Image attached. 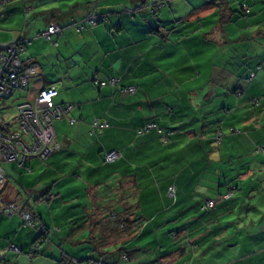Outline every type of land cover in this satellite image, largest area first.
<instances>
[{"label": "crops", "instance_id": "crops-1", "mask_svg": "<svg viewBox=\"0 0 264 264\" xmlns=\"http://www.w3.org/2000/svg\"><path fill=\"white\" fill-rule=\"evenodd\" d=\"M204 5L180 18L174 15L178 9H171L173 19L166 23L182 22L185 27L176 32L169 27V33L178 36L190 30V38L166 51L155 46L158 55L152 57L155 63L143 78L135 83H107L108 88L123 90L120 103L113 104V93L105 92L104 82L97 83L95 76L79 83L63 76L50 81L43 76L41 60L46 57L37 60L21 54L25 66H34L35 73L40 69L43 87L39 92L58 83L68 89L67 100L72 108L64 120L54 124L59 151L45 161L28 160L25 168L13 167L17 176L12 186L5 173L2 198L18 201L39 184L40 194L46 195L45 203H51L54 211L66 205L63 215L72 226L84 218L81 213L86 209H94L91 216L99 217V209L107 210L100 204L110 202L111 196L115 198L121 191L126 201L119 202L124 206L119 218L127 219L126 229L115 230L110 241H118L119 250L124 246L125 257L121 258L131 259L130 264L138 262L133 253L143 251L145 245L150 253H156L151 264H260L264 258L255 257L251 250L264 244V86L247 76L227 80L216 72L214 64L203 73L206 85L190 86L202 75L195 65L198 50L194 45L218 41L221 46V42L225 45L229 41L226 26L220 28L216 23L208 32L211 30L201 21L208 11L202 9ZM0 6L4 7L0 12V41L10 43L20 37L14 33L22 12L12 6V0ZM255 15L250 11L246 19L235 16L234 20L238 25ZM251 26L257 28L255 22ZM248 27L244 24L239 29ZM150 28H154L151 20L144 34L155 32ZM197 32L200 35H195ZM206 37L211 39L205 42ZM4 44L7 43H0ZM221 63L227 61L221 58ZM161 69L170 79H164ZM128 87H134L135 94L125 92ZM94 121L107 127L91 133ZM148 124L155 128L139 134ZM70 147L73 150L69 151ZM111 151L118 152L119 157L107 164L104 155ZM227 194L231 197L224 199ZM31 200L35 204L37 197ZM207 200H213L214 206L202 209ZM24 203L28 205V200ZM5 218L10 217L0 214V222ZM129 220L135 222L128 224ZM20 225L21 221L17 227ZM36 237L35 234L30 242L35 243ZM75 243L79 242H72ZM82 251L61 254L90 258L82 256ZM245 252L252 258H245ZM39 254L55 264L63 258L59 253H44L43 249ZM102 263L111 264L106 260Z\"/></svg>", "mask_w": 264, "mask_h": 264}, {"label": "clouds", "instance_id": "clouds-1", "mask_svg": "<svg viewBox=\"0 0 264 264\" xmlns=\"http://www.w3.org/2000/svg\"><path fill=\"white\" fill-rule=\"evenodd\" d=\"M175 3L176 0H12V6L22 12L14 35L24 39L25 47L18 51L37 60L46 57L41 63L56 65L53 71L65 78H74L76 83L80 80L87 81L89 76H95L97 83L104 82L102 87L105 92L113 93V104L120 103L123 90L108 88L109 79H113L114 83L122 80L135 83L143 78L155 63L152 60L153 56L158 55L155 46L166 51L169 46L174 47L181 40H189L190 30L178 36H172L168 31L169 27L172 32L185 27L182 22H173L170 25L166 23ZM250 4L252 0H247L245 14L254 11L256 15L237 25V28L244 24L249 25L248 38L227 46L221 42L216 53L227 63L217 65L215 59L212 62L216 65V72L227 80L247 76L250 81H259L264 86V4H261L260 0H255L252 7ZM3 11L4 7L0 6V12ZM175 14L183 15L182 12ZM149 20L154 22L156 31L144 34L145 25ZM255 21H259V36L256 35L257 28L251 26ZM204 39L206 42L211 37ZM2 55L0 53V56ZM160 74L165 80L170 79L163 69ZM69 88L71 91V86ZM33 196L37 197L35 204L31 200ZM45 199L37 184L28 196H22L18 200L20 205H24V200H28V205L24 206L23 211L19 208L5 209V206L0 204V210L13 213L11 218L0 222V264H55L54 260H45L39 250L58 254L74 240L83 238L80 235H66L69 227L68 220L63 215V207L66 205L54 211V206L45 203ZM93 210L86 209L81 213L84 220L78 223L84 224L82 231L88 230L92 219L99 218L97 216L89 219ZM261 212H264V207ZM36 213L40 215L37 216ZM21 219L26 222L17 227ZM261 227H264V224ZM38 231H42L43 235L35 243H31L32 237ZM92 236L96 239H91L90 245L98 247L97 230H92ZM33 249L37 251L34 253ZM251 251L255 257L264 258V244ZM243 255L248 259L252 258L247 252ZM154 258L155 253L139 257L145 262ZM260 264H264V259Z\"/></svg>", "mask_w": 264, "mask_h": 264}, {"label": "built area", "instance_id": "built-area-1", "mask_svg": "<svg viewBox=\"0 0 264 264\" xmlns=\"http://www.w3.org/2000/svg\"><path fill=\"white\" fill-rule=\"evenodd\" d=\"M8 0H0V5ZM25 47L24 39L19 37L10 43L0 45V100L10 97L15 90L24 88L30 78L35 74V67H24L18 49ZM109 85L116 83L111 79ZM125 92L133 94L134 87H128ZM58 92L55 88L42 89L31 103H23L16 107L14 116L0 119V192L5 182V172L2 164H15L19 168H25V164L30 159L45 161L50 155L59 151L60 145L55 138L53 122L61 119L71 110L72 105H58L55 98ZM73 123V121H70ZM106 124L94 121L91 125L94 130L106 128ZM155 125L148 124L139 130V134L154 129ZM165 141V140H164ZM119 157L116 151L108 152L104 155V162L109 164ZM30 172V169H27ZM230 196H223L228 199ZM0 204L7 208H19L24 210V205L18 201H5L0 194ZM214 206L213 200H207L202 209H210ZM0 214L12 217L11 211ZM18 215V214H17ZM21 225L26 221L21 219ZM42 235V231L37 232ZM33 251V250H32Z\"/></svg>", "mask_w": 264, "mask_h": 264}, {"label": "rangeland", "instance_id": "rangeland-1", "mask_svg": "<svg viewBox=\"0 0 264 264\" xmlns=\"http://www.w3.org/2000/svg\"><path fill=\"white\" fill-rule=\"evenodd\" d=\"M214 1L215 0H176L175 5H173L171 9L173 11L175 9H178L177 12H182L183 15L174 14L175 16L180 18V17H183L185 14H188L192 8H200L203 4L210 3L209 7L207 8L208 11L206 12L205 15H203L201 17V21L205 24L206 29L211 30L208 32H212V29L214 28V26L216 25V23L218 21V17L215 14L216 7L213 5ZM243 1H245V0H240V2H243ZM252 1H255V0H252ZM238 3L239 2H237V0H230L231 7L234 10H238L239 12H241L242 10L238 6ZM260 3L264 4V0H260ZM249 6L252 7V4H250ZM185 7L187 8L186 11H185ZM211 11H213V12L211 13ZM174 15L171 14L170 18ZM238 16H239V13H238ZM246 17L242 16L240 18V16H239L240 19H246ZM172 19H173V17H172ZM255 23L258 25L259 21H255ZM203 29H204V27H203ZM224 29H225V35L227 36L228 40L230 41V42L228 41V43H226L225 46H227L229 44H236L237 38L246 39L248 37V31H247L248 29H244V30L240 31V29L237 28V25L235 22L226 25V27ZM204 31H206V30H204ZM195 35H200V33L197 32ZM217 35H220V34H217ZM256 35L257 36L260 35L259 28H258ZM218 40H220V38H218ZM194 46L198 50V54H196L195 58H194L195 65L200 70L199 72L202 73V75L197 80H194L193 84L190 86L198 87V86L206 85V82H205L206 77L203 75V73L212 67L213 59L216 60V64L221 63V57H219L218 54L216 53V49H218L220 46L218 44V41H214V42L209 41L204 46L200 45V44H195ZM201 49H203V51ZM233 51H235V50L233 49ZM187 66H189V65H187ZM55 67H56V65L52 64V65H48V67L46 68V65H44L42 63V69H43V72H45V73H43V76L46 77L47 80L56 82L61 77L55 71L52 70ZM183 67H186V65H183ZM39 73H40V69L37 70V72L35 73V76L31 77L28 84L24 88L19 89V90H15L14 92L11 93L10 97L0 100V117L11 119L14 116V114L16 112V107L18 105L23 104V103L33 102V100L36 97V95L38 94L40 88L43 87L42 86L43 85V77L40 76ZM216 82H218V80H216ZM53 86L57 90V92L59 93L58 98H56V100H55L56 104L59 103V105L60 104L69 105L68 100H67L68 89L64 88L62 85H60L58 83H55V85H53ZM70 86H73V84H70ZM71 88H73V87H71ZM191 89H193V88H191ZM72 91H73V89H72ZM64 119L65 118L62 117L60 120H64ZM60 120H55L53 122V125L56 123V121H60ZM2 165H3V168H4L5 173L7 175V178L9 179L8 184H9V186H12L13 182L17 176V171L13 167L17 168V166L15 164H9V163H4ZM6 185H7V183H6ZM124 195H125V193H122L121 191H119L117 197L114 198L113 195L111 196L110 202L105 203V204H100V206H102V207L106 206L107 210L104 211V209L102 210V209H99V207H98V209L101 212H100L99 218L97 220V223L95 221L96 219H94L93 222L91 224H89L87 231H82L84 229V224L78 223V221L76 219H74V220H76V221H74L75 227H72L71 223H69V228L67 229L66 235L73 236V235H76V233H77V235H80L83 238L74 240V241H77L79 243H77V244L75 243L76 245L71 243L68 247H66L62 251H64L65 253L70 252L68 254H73L76 251L83 250L81 252V255L84 257L89 256L90 258H92L94 260V263L97 262V260L102 259V260H106V263H111V264L112 263L130 264L132 262L131 259L129 261H125L121 258V252L119 251V246H120L119 242L113 241V240H112L113 242L110 241V239L114 235L115 230H120V228H118L116 224H117V221L120 220L119 217L121 216V209L124 207L119 202L122 199L123 200L125 199V201H126V197L124 198ZM110 204H111V206H110ZM109 209H111V211ZM91 213H93V211ZM111 214L116 215L117 218L114 219L112 217H109ZM93 215L96 216L95 214H93ZM92 216H90L89 219H91ZM83 220H84V218H81L79 221H83ZM124 220H127V219L124 218L123 221ZM95 224H97V225L95 226ZM71 227H72V229L75 228V230L72 231ZM93 229L97 230V232H98V240H99V246L98 247L90 245V240L96 239L92 236V230ZM148 239L145 238L144 240H148ZM109 242H111V243H109ZM142 249H144V250L138 251L137 253H133V256L135 255V257L138 259V262L136 264H151L150 262H152L153 260H155L157 258L155 251H151V253H155V258L150 260V261L145 262V261L139 259V257L147 255L148 253H150L149 252V246L145 245L144 247H142ZM62 251L59 252L60 256L62 255L61 254ZM107 259H110V260H107ZM133 259H135V258L133 257ZM45 260H47V259H45ZM132 264H135V263H132Z\"/></svg>", "mask_w": 264, "mask_h": 264}, {"label": "trees", "instance_id": "trees-1", "mask_svg": "<svg viewBox=\"0 0 264 264\" xmlns=\"http://www.w3.org/2000/svg\"><path fill=\"white\" fill-rule=\"evenodd\" d=\"M210 5V3H206L202 9H205V8H208ZM213 5L216 7V12L215 14L217 15L218 17V21H217V24H219L220 28H224L226 25L230 24V23H233L235 22L234 20V17L235 16H238V13H239V16H248L250 11L247 12V14H245V4L243 3H238V6L241 8V12H239L238 10H234L232 7H231V4H230V0H215L213 2ZM193 12V11H192ZM151 30L153 31H156L155 28H150ZM172 32V29L170 30ZM23 66L24 67H27L24 65V63L22 62ZM28 67H34V66H28ZM31 79V78H30ZM59 105V104H58ZM64 117V116H63ZM60 120V119H59ZM54 127V125H53ZM1 194V192H0ZM231 197V194H227ZM43 196H46V195H43ZM229 197V198H230ZM228 198V199H229ZM114 215V214H112ZM111 215V216H112ZM112 218L115 219V216H112ZM128 224L129 223H134L135 221H127ZM126 221H122V220H118L117 221V227L120 228L123 232L125 231L126 229V225H125ZM43 235V233H42ZM131 235V234H130ZM36 240L40 238L41 235H39L38 233H36ZM130 237V236H129ZM121 252V256H124L125 257V248L123 246V248L121 250H119ZM63 258L62 260H60V262L58 264H91V262H94V260L92 258H86V259H75L71 256H67V254L63 253L62 254ZM97 262H100V264H103L102 263V259H100L99 261Z\"/></svg>", "mask_w": 264, "mask_h": 264}]
</instances>
